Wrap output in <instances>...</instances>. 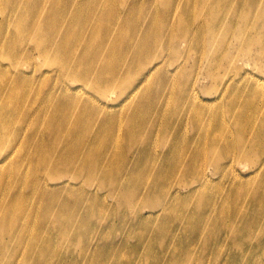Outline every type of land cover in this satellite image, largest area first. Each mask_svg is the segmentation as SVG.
Here are the masks:
<instances>
[{"label": "bare ground", "instance_id": "bare-ground-1", "mask_svg": "<svg viewBox=\"0 0 264 264\" xmlns=\"http://www.w3.org/2000/svg\"><path fill=\"white\" fill-rule=\"evenodd\" d=\"M190 1L192 0H186L183 5L184 11L189 9ZM212 10L216 13L217 7L212 6ZM263 11L264 8L253 14V16L257 15L256 19H259L257 25L260 21L261 24L264 22ZM0 12L11 13L13 22L11 26L15 27L16 32V36L12 39L6 38L0 32V58L9 62L6 66L7 69L0 68L2 70H0V87L3 88V99H0V107H2L0 145L9 148L6 150L7 153L9 150H12V154L17 150L16 155L23 153V158L16 160V168L14 164L11 165V168H15L17 171L16 177L12 181V191L25 193V190H29L26 194L23 193V196L21 194L16 196V198L24 199L16 203H28L29 199H31L30 203H50L47 211L51 212L53 219L62 221L66 216L55 212L57 207L55 204L68 203L67 198L79 200V193H87L83 189L50 188L47 181L42 186L41 181H45V179L42 177L39 181L36 174L42 170L46 176L60 177L69 171H73L75 176L80 177L83 172L85 183L81 187L98 185L100 186L98 188L101 189L110 188L114 197H121L125 203H149L150 208L157 210H169L167 205L171 206L170 210L181 209L179 207L181 200L192 201L193 199L196 203L200 195L208 194V198L205 199L209 202L214 199L219 203L215 206L216 209L221 210L219 213L221 223L219 225L214 223L210 229L213 234L208 235V225L204 226L208 224V221L203 220L208 216L204 213L190 228L182 229L183 235L168 238L170 232L162 234L163 237L156 244L157 254L162 252V256L158 254L160 264H167L169 257H174L177 260L187 257L195 264H264V95L261 96L263 93L261 90H264L263 84H259L263 88L260 86L255 88L252 94L248 89L250 96L244 95V99L250 97L252 104L256 100V106L248 107V102H242V107L237 109L233 108V102H230L223 114L228 116V119L219 114L215 122H212L214 128L211 125V128L208 127L207 130L201 127L198 121L201 130L192 124L191 131L189 125L184 124L183 119L179 116L177 121L182 122V125H178L176 133L170 132L171 129L164 125L163 127L162 125L158 126L160 123L165 124L169 116V114H162L163 109L160 102L157 109H153L151 103L149 107L145 102V110L141 112L134 110L135 105L132 102H127L123 106L127 109H123L120 113H116L117 109L124 104L127 98L123 102H116L118 104H113L114 106L100 103L98 104L100 106L97 107L96 101L93 102V98H95L93 92H97L95 86L107 84L111 89L127 83L125 80L120 81L119 77L121 76L112 66L115 62L104 66L106 60L104 47L107 43L114 42L115 35L106 38L99 34L100 27L93 28L92 26L107 27L106 22L103 20L90 21L85 18V12L82 10H63L58 14L49 11L39 14V20L35 21L36 17L24 14V6L18 8V5L10 0H0ZM216 17L217 15H215ZM214 21H209L211 23L208 25L209 33L201 32L198 37L201 41L199 44H201L202 51L199 49V44L195 43L204 57H208L206 52L202 53L208 47V35H215L216 32L210 27ZM77 25L84 29V34L79 37L75 32ZM0 26L3 27L1 24ZM183 31L184 37L193 38L192 31ZM63 32L70 33L71 36L66 37L62 35ZM174 34L179 38L178 32H174ZM245 34V40L260 39L259 34L251 37L252 32L249 30ZM239 36L242 37V32L239 33ZM2 40H5L3 46L1 45ZM215 41V39H210V45L216 47ZM28 43L33 44L44 58L64 66L63 69L53 72L52 80L58 76V81L51 82L45 96L41 94L44 103L50 102L47 108L32 109L30 107L35 95L40 93H36L35 88L32 96L30 95L28 88L30 83L33 86L34 83L26 73L18 70L15 63L20 58L19 52L16 50L18 45ZM160 43L162 42L160 41ZM94 48L98 49L100 53L97 61L91 60L92 63H87L88 67L84 66V62H77L74 54L72 55L76 60H73L71 56L66 57L67 49L81 54L84 58V55L90 54ZM139 57H141L139 54L133 53L129 57L130 63L133 64ZM101 60L102 63H100ZM91 69L95 74L90 72ZM130 70L126 69V71ZM14 73L16 75H12ZM19 76L22 79L18 80ZM67 77L78 79L77 81H81L88 91H84V88L81 87L72 89L65 82ZM167 77L170 79L168 75ZM62 82L63 87H66L65 90L59 88ZM56 87L60 91V95L57 97H55L58 94ZM134 87L135 85L131 91ZM159 89L164 90L163 87ZM131 91H128L127 94L129 95ZM184 94L192 97L190 93L185 92V89L182 92V95ZM194 95L197 96L196 93H193ZM140 96L138 95V97ZM119 98L117 97V99ZM22 104L27 110L22 114L15 115V111ZM113 111L115 112L111 113ZM125 112L130 124L126 130L119 133L102 128L92 130L83 126L84 122L101 119L112 124L116 118H122ZM14 122L17 123L15 128L19 135L24 131L25 138L30 133L29 138L37 141L34 146L36 154L27 152L28 142L26 145L13 149L17 142L7 138L6 133L15 124ZM142 123L143 127H141ZM151 124L153 125L151 126ZM43 129L44 131L41 132ZM77 129L81 131L78 132ZM76 132L77 142L73 136ZM157 133H163L166 137L153 143V137ZM118 138L124 142V147L119 143ZM99 141L102 142V145L99 144ZM139 145H142V150L137 149ZM138 150H140L141 156L136 158ZM121 152H125L127 157L120 155ZM133 153L134 156L131 155ZM28 160H31L33 165L31 180L26 178L25 173V163ZM74 162L78 163V167L69 169L73 167L71 164ZM242 165L245 172L241 168ZM255 168L258 171H253V175L246 176L244 174L249 170H255ZM182 169L186 173L183 182L178 180L177 176ZM211 169H214L213 173ZM195 183L200 184L199 190L196 189ZM185 190H187V196L180 198ZM155 192L162 195L159 201L154 200ZM8 198L5 197L4 200ZM81 199H83V195H81ZM209 202L208 204L202 202V207L206 209L208 206L209 208ZM173 203L175 204L173 205ZM223 203H234V205L232 208L226 209L222 206ZM169 214H173V211H169ZM0 219H9L14 228L22 222V216H14L9 213L8 207L2 206H0ZM203 229L207 230L202 231ZM30 230L33 229L30 228ZM4 231L9 230L0 227V232ZM11 233L15 236L17 231L12 229ZM0 243H2L0 264H29V259L25 256L23 258V254L18 257V250L14 244L4 243L3 240ZM139 248L140 246L136 247L137 254ZM2 251L6 252L5 255L2 254ZM248 251L256 252V254L247 253ZM141 254L145 255V253ZM138 255L140 256V254ZM196 259H199V262ZM138 263H141V260ZM146 263L152 264L153 262L149 259ZM126 264L137 263L128 261Z\"/></svg>", "mask_w": 264, "mask_h": 264}, {"label": "rangeland", "instance_id": "rangeland-1", "mask_svg": "<svg viewBox=\"0 0 264 264\" xmlns=\"http://www.w3.org/2000/svg\"><path fill=\"white\" fill-rule=\"evenodd\" d=\"M10 1L17 4L18 8L24 6V14L36 17L35 21L39 20V14L49 11L58 14L63 10H82L88 20L106 22L107 27L92 26L93 28L100 27L99 34L106 38L115 35L114 42L107 43L104 47L106 54L104 66L115 62L112 66L121 76L119 77L120 81L125 80L127 83L111 89L107 84L95 86L97 92L92 91L95 97L92 101L94 103L96 101L97 107L100 106L98 105L100 103L114 106L113 104L123 102L127 98L116 113L127 109L123 107L127 102H132L135 105L134 110L140 112L145 110V102L149 107L151 103L153 109H157L160 102L163 109L162 114H169V116L165 124L160 123L158 126L162 125L163 127L164 125L171 129L170 132L176 133L178 125H182V122L177 121L179 116L183 119L184 124L189 125L191 131L192 124H195L200 130L201 127L208 130L219 114L228 119V116L223 114L230 102H233V108L237 109L242 107V102H248V107L256 106V100L252 104L250 97L244 99V95L250 96L248 89L252 94L255 88L262 87L259 84L264 85V22L261 24L260 21L257 25L259 19L255 18L257 15L253 16L256 11L260 12L264 8V0H192L189 9L185 11L183 5L186 0ZM212 6L217 7L216 13L213 12ZM215 15H217L216 18ZM165 17L168 19L165 20ZM212 20L215 21L210 27L216 32L215 35H208V47L202 52L203 54L206 52L208 57H204L200 53L202 49L198 37L201 32L209 33L208 25ZM12 23L11 13L0 12V24L3 25V27L0 26V32L8 39L16 36L15 27L11 26ZM251 25L253 26L251 27ZM183 30L192 31L193 38L184 37ZM248 30L252 32L251 37L259 34L260 39L245 40V33ZM75 32L79 37L84 34V29L77 25ZM174 32H178L179 38ZM240 32H242V37L239 36ZM62 35L71 36L67 32H63ZM210 39L216 40V47L210 45ZM4 41L1 42L2 46ZM29 43L18 45L16 50L19 52L20 58L15 63L18 70L26 73L34 83V86L30 83L28 88L30 95L32 96L35 88L36 93H40L35 95L30 107L32 109L47 108L50 102L44 103V98L41 99L42 95L45 96L51 82L58 81V76L52 80L53 72L63 69L64 66L44 58L43 54ZM195 43L199 44L200 51ZM67 51L66 57L71 56L73 60L77 59V62H84V66L87 67L89 66L87 63H90L91 60L97 61L100 53L98 49L94 48L93 53L84 55L83 58L81 54L70 49ZM133 53L139 54L141 57L132 64L129 57ZM102 62L101 60L100 63ZM8 64V61L0 58L2 70L7 69ZM127 68L131 70L126 71ZM90 72L95 74L92 69ZM12 75H16V73ZM95 77L97 78L96 75ZM70 78L67 77L65 82L72 89L81 87L84 88V91H88L81 81ZM19 79L22 77L19 76ZM134 85L135 87L131 91ZM162 87L164 90L159 89ZM59 88L66 89L63 87V82ZM2 89L0 87V99H3ZM184 89L192 97L182 95ZM56 91L58 94L55 97L60 95L57 87ZM128 91H131L129 95ZM261 91L264 93V90ZM193 93H196L197 96H193ZM263 93L261 96L264 95ZM138 95L141 96L138 97ZM117 97L120 98L117 99ZM1 109L2 107H0V115L2 114ZM114 109L116 111V108ZM25 110L27 109L22 104L15 111V115L22 114ZM211 113L213 114L210 115ZM105 121V119L91 120L84 122L83 126L92 130L102 128L119 133L126 130L130 124L126 112L122 118H116L112 124ZM198 121L201 127L198 126ZM14 123L6 133L7 138L17 142L13 149L26 145L28 142L27 152L36 154L34 146L37 141L29 138L30 133L26 138L23 136L24 131L19 135L15 128L17 123ZM143 126L142 123L141 127ZM43 131L44 129L41 132ZM77 131L81 130L77 129ZM75 135L77 136V132L73 135L76 141ZM164 137L166 136L163 133H157L152 142L159 141ZM118 141L124 147L125 144L120 138ZM99 144L102 145V142L99 141ZM7 149L9 148H6L5 145H0V206L8 207L9 213L14 216H22V222L14 228L9 219H0V227L9 230L0 232V242L3 240L4 243L14 244L18 250V257L23 254V258L25 256L29 259V264H126L128 261L147 264L149 259L153 262L152 264H160L158 254L162 256V252L160 250L161 253L157 254L156 244L166 232H170L168 238L183 235L182 229L190 228L204 213L208 216L203 219L208 221V224L204 225H208V235L213 234L210 229L214 223L218 225L221 223L219 214L221 210L216 209L215 206L219 203L214 199L211 202L205 199L208 198V194L200 195L196 203L193 199L192 201L186 199L180 201V198H184L188 194L185 190L179 198L181 209L170 210L171 206L167 205L169 210L162 208V210H157L150 208L149 203H125L121 197H114L110 188L101 189L98 188L100 187L98 185L81 187L85 183L83 172L80 177L75 176L73 171L65 172L62 174L63 177H60L46 176L42 170L36 173L39 181L42 177L45 179V181H41L42 186L47 181L50 188L60 187L87 191V193L78 194L79 200L67 198L68 203H56L55 212L65 215L66 218L62 221L53 219L51 212L47 211L50 203H30L31 199L28 200V203H16L19 200H24L16 198L19 194L23 196L24 192L12 191V181L17 172L15 170L16 160L22 159L23 153L16 155L17 150L14 154L11 153L12 150L7 153ZM137 149L142 150V145H139ZM139 153L140 150L136 152V158L141 156ZM120 155L127 157L125 152H121ZM131 155L134 156V153ZM150 161L153 162V160ZM12 164L15 166L14 169L11 168ZM25 166L26 178L31 180L33 176L31 160H28ZM71 166L73 167L69 169L77 168L78 163L74 162ZM241 168L243 169V165ZM211 171L213 173L214 169ZM239 171L242 172L241 169ZM243 171L245 172L244 169ZM253 171L257 172L258 170L255 168V170H249L244 174L250 176L254 174ZM177 176L178 180L183 182L186 173L182 169ZM195 187L199 190L200 184L195 183ZM27 192L29 190H25L24 194ZM81 195H83V199H81ZM5 197L9 198L4 200ZM161 198V193H154V200L159 201ZM9 199L10 201H8ZM100 201L103 203H99ZM202 202H207L206 204L209 202V208L207 206L204 209ZM233 205L234 203L222 204L226 209L232 208ZM169 211H173V214H169ZM12 229L17 231L15 236L11 233ZM205 230L207 229L202 231ZM137 246H140L138 251L140 256L136 251ZM1 247L2 243H0V249H2ZM5 253L2 251L3 255ZM141 253H145V255ZM247 253L256 254V252L250 251ZM140 260L141 263H138ZM196 261L199 262V259ZM167 264H195V262L187 257L181 260L169 257Z\"/></svg>", "mask_w": 264, "mask_h": 264}]
</instances>
